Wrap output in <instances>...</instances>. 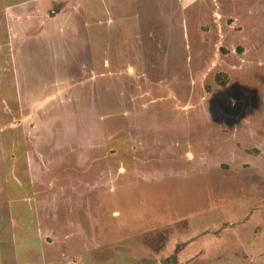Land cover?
I'll use <instances>...</instances> for the list:
<instances>
[{
  "label": "rangeland",
  "instance_id": "obj_1",
  "mask_svg": "<svg viewBox=\"0 0 264 264\" xmlns=\"http://www.w3.org/2000/svg\"><path fill=\"white\" fill-rule=\"evenodd\" d=\"M35 2L0 27V264H264V0Z\"/></svg>",
  "mask_w": 264,
  "mask_h": 264
},
{
  "label": "crops",
  "instance_id": "obj_2",
  "mask_svg": "<svg viewBox=\"0 0 264 264\" xmlns=\"http://www.w3.org/2000/svg\"><path fill=\"white\" fill-rule=\"evenodd\" d=\"M2 1H6V0H0V27H1V29L3 30V31H8L9 30V23H8V27H6V22H7V20L9 19V17H6V16H9V15H18V14H15L16 12H11V10H13V11H20V10H24L25 8H26V6H30L28 9H29V11H30V8H31V5L33 4V6H35L34 5V2L35 1H37V0H27V4H23V6H22V8L21 9H19L20 8V5H21V2H20V4H19V6L18 7H16L18 4H17V2H15V3H13L12 4V0H10L11 1V4H12V8H10V9H7V8H9L10 7V5L9 4H7V5H5V7H4V5H3V3H2ZM39 3H37V2H35V4H36V7L39 9V10H41V9H44V6H45V3H46V1L45 2H43V1H38ZM17 4V5H16ZM19 9V10H18ZM3 24V26H1ZM4 34H5V32H3ZM2 39V38H1ZM0 39V40H1Z\"/></svg>",
  "mask_w": 264,
  "mask_h": 264
},
{
  "label": "trees",
  "instance_id": "obj_3",
  "mask_svg": "<svg viewBox=\"0 0 264 264\" xmlns=\"http://www.w3.org/2000/svg\"><path fill=\"white\" fill-rule=\"evenodd\" d=\"M218 78V77H217ZM219 81V79H217Z\"/></svg>",
  "mask_w": 264,
  "mask_h": 264
}]
</instances>
